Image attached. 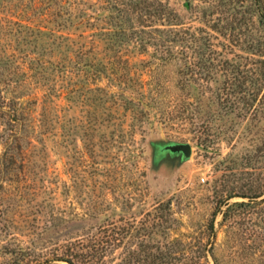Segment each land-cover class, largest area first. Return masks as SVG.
<instances>
[{
	"label": "rangeland",
	"instance_id": "obj_1",
	"mask_svg": "<svg viewBox=\"0 0 264 264\" xmlns=\"http://www.w3.org/2000/svg\"><path fill=\"white\" fill-rule=\"evenodd\" d=\"M132 1L0 0V250L24 264H59L70 244L97 264H264V195L215 214L234 186L264 188V160L234 178L264 155V0ZM159 1L163 20L146 16ZM153 25L174 34L143 43ZM175 106L182 118L162 123ZM169 143L190 157L156 156Z\"/></svg>",
	"mask_w": 264,
	"mask_h": 264
},
{
	"label": "trees",
	"instance_id": "obj_2",
	"mask_svg": "<svg viewBox=\"0 0 264 264\" xmlns=\"http://www.w3.org/2000/svg\"><path fill=\"white\" fill-rule=\"evenodd\" d=\"M121 1H124V0H121ZM126 1L130 5L137 4L136 2H134L132 0H126ZM128 4H126V5H128ZM146 9H147V11H144L145 15L149 16V17H154L156 20H163L162 16H164V14H166V13L168 14V8L166 6H163V3L161 1L158 2L157 6H155L154 2L149 3V6L146 7ZM119 13H122V11L119 10L117 12L118 16L114 17V20H117L118 22H120L118 20L119 19ZM256 14H258L259 24H261V26L264 28V12L259 11L257 9ZM144 28H149V26H144ZM144 28L141 29L143 43L151 42V40L154 39V37L156 35H158L157 33H162L163 31H166V34L168 36H173V34H174V32L172 30H162L158 25H155L154 27H152V31H146ZM123 36L126 38V34L125 35L123 34ZM176 36L177 35H175V37ZM170 42H172L170 37L165 36V39L161 42L159 47H162V48L166 47L168 45V43H170ZM156 45H158V44L156 43ZM258 52H261V51H258ZM259 54H262V53H259ZM196 56L199 58L198 59L199 63L198 64L196 63V64L198 66L200 65L199 66L200 70L208 72L209 69H207V67L209 68V66H212V65L207 64V60H204V58H205L204 53L198 52L196 54ZM261 64H264V61H261ZM234 71H235V69H234ZM190 72L191 71H189V73ZM237 73L239 75L238 71H235V73H234L236 77H237ZM261 75L264 77V71L261 72ZM145 106H153L154 107V104H146ZM249 106H250V102L247 101L246 107H249ZM224 107L226 108V110H233V108H234L233 103H231L229 105V107H226L225 105H224ZM183 114H184V111H180V109L177 108L176 106L172 107L171 110H168L166 112H162V116H164L162 123H168V122L176 120V119H181ZM198 134H200V136H198V139L199 138L201 139V135L203 133H200V131H199ZM164 145L165 144H163V145L161 144L158 146L159 153H160V151L162 152ZM17 153L19 154V151L18 152L16 151L15 155H17ZM157 154H158V152H157ZM263 160H264V155L261 154V151H257L254 156H249V157L245 156L244 158L241 157L239 162L236 163V166L238 169L236 170V172H234V178H236L239 181L241 179H244L245 177H249L254 172L255 173L258 172L260 169L251 167V163L252 162H258V161L263 162ZM154 162H155V159H154ZM239 167H242V169H239ZM253 184H255V182H252L250 184L249 183L244 184V185L239 186V187L234 186V193H230L229 195H227L225 198H222L218 202V205L216 207L217 210H215V214L220 213L222 215L223 221H225L227 218H229L232 215L231 214L232 209L235 210L236 208H239V207H245V206L255 204L256 200L264 195V188L261 191H258V189L261 187V185H253ZM233 198L234 199L240 198V199H242V201H235L233 203H230L229 201ZM262 201H264V198L262 199ZM222 206L225 207L224 211L220 210V208ZM215 214H213V217ZM213 222H214V220L212 218L211 222L209 224L210 229H212ZM92 246H94V245H92ZM81 247H82V249H80V247H78V245L70 244L69 246H65L64 252H62V254L53 255V258L55 261H58L59 264H61V263L97 264L96 262H94L93 255H91L90 253L84 252V247H86V245L82 244ZM88 249H91V248L88 247ZM18 251L23 252L21 248H19ZM0 252H2L4 255L13 256L14 259L9 264H24L23 262H25V260H28L25 255L19 256L16 254V253H18L17 251H14V250L11 251L10 249H8V247H3L2 250H0ZM25 254L27 255L26 251H25ZM45 262L46 263L37 262L35 264H47L48 261H45Z\"/></svg>",
	"mask_w": 264,
	"mask_h": 264
},
{
	"label": "water",
	"instance_id": "obj_3",
	"mask_svg": "<svg viewBox=\"0 0 264 264\" xmlns=\"http://www.w3.org/2000/svg\"><path fill=\"white\" fill-rule=\"evenodd\" d=\"M163 150L169 151L172 155L180 153L182 160L188 159L191 155V147L188 143H169L163 146Z\"/></svg>",
	"mask_w": 264,
	"mask_h": 264
},
{
	"label": "flooded vegetation",
	"instance_id": "obj_4",
	"mask_svg": "<svg viewBox=\"0 0 264 264\" xmlns=\"http://www.w3.org/2000/svg\"><path fill=\"white\" fill-rule=\"evenodd\" d=\"M165 145H167V144H165ZM165 145H164V146H165ZM156 150H157V152H158V154H157V152H156V156L161 155V154H170L169 151H164V150H162V152L160 151V153H159V151H158V146L156 147ZM170 155H171V154H170ZM175 155H180V156H181L180 153L175 154Z\"/></svg>",
	"mask_w": 264,
	"mask_h": 264
}]
</instances>
